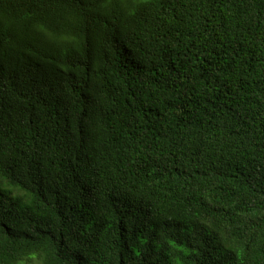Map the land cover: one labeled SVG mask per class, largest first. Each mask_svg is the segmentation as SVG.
<instances>
[{
    "label": "trees",
    "instance_id": "1",
    "mask_svg": "<svg viewBox=\"0 0 264 264\" xmlns=\"http://www.w3.org/2000/svg\"><path fill=\"white\" fill-rule=\"evenodd\" d=\"M33 257L264 264V0H0V264Z\"/></svg>",
    "mask_w": 264,
    "mask_h": 264
},
{
    "label": "rangeland",
    "instance_id": "2",
    "mask_svg": "<svg viewBox=\"0 0 264 264\" xmlns=\"http://www.w3.org/2000/svg\"><path fill=\"white\" fill-rule=\"evenodd\" d=\"M16 191L13 190V193H15ZM21 264H38V259L33 257L32 259H29L28 261L26 262H23Z\"/></svg>",
    "mask_w": 264,
    "mask_h": 264
}]
</instances>
